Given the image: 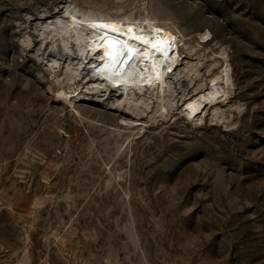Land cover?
<instances>
[{"label": "rangeland", "instance_id": "obj_1", "mask_svg": "<svg viewBox=\"0 0 264 264\" xmlns=\"http://www.w3.org/2000/svg\"><path fill=\"white\" fill-rule=\"evenodd\" d=\"M66 11L180 32L178 66L85 92L108 74ZM0 264H264V0H0Z\"/></svg>", "mask_w": 264, "mask_h": 264}, {"label": "bare ground", "instance_id": "obj_2", "mask_svg": "<svg viewBox=\"0 0 264 264\" xmlns=\"http://www.w3.org/2000/svg\"><path fill=\"white\" fill-rule=\"evenodd\" d=\"M66 17L65 21H58L56 26H59L62 29V34L69 33L71 38L78 44V47L81 51H86L87 48L90 51V54H95L100 52L99 58L103 62V67L99 69L100 73L103 70H106L107 59L104 56V53L107 52L105 45L100 47V42L95 39L96 31L91 29L89 25L93 23H108L116 25L121 32L126 35L120 36L119 39H127V29L132 28L134 34L138 36H144L146 38L152 39L154 37H162L159 47L161 49L168 50V57L165 58L162 53H157L154 49L149 48V58L147 60L141 61L140 58H137L133 61L136 64V68L128 67L126 70L120 72L119 75H114L111 72H106L107 80L117 79L120 76L124 75L126 79L133 81L139 85L145 86H162L164 85L166 77L173 72L178 66L180 60V43L181 36L177 31L163 26L159 23H156L152 20H138L134 18H129L126 16H106L103 14H92L88 12H77L71 11L65 12ZM160 29L159 33H156L154 30ZM64 32V33H63ZM116 34L114 33L113 36ZM208 33L203 32L201 38H206ZM174 38V39H173ZM166 41H172L173 46L169 49L167 48ZM69 43V42H68ZM66 43V44H68ZM130 44H135L142 51L145 46L139 41L129 39ZM104 56L103 59L101 57ZM159 63V75L154 69V65ZM47 66L52 73H55L58 62L56 60H51L47 62ZM171 68V71L168 69ZM170 72V73H168ZM97 81H94L91 85H87L83 91H92L95 94H101L100 87L101 85L106 86V82L101 83L102 79L105 78H96ZM151 81L150 83L148 81ZM99 81V82H98ZM110 83V82H109ZM111 84V83H110ZM113 85V84H111ZM118 85V84H116ZM123 85V83H119ZM231 85V75L230 68L226 64L222 69L215 75H213L207 82L206 88L199 91L193 96L187 98L180 106V111L183 116L190 122L195 124L202 123L207 109L217 103L220 100L225 99L228 96L229 88ZM138 86V85H137ZM115 88V87H114ZM117 89V88H116ZM140 89V88H139ZM63 90V89H62ZM121 90V89H120ZM123 91V90H121ZM61 93L65 95L63 90ZM82 93V92H81ZM59 94V93H58ZM61 95V94H59ZM162 108V107H161Z\"/></svg>", "mask_w": 264, "mask_h": 264}, {"label": "snow or ice", "instance_id": "obj_3", "mask_svg": "<svg viewBox=\"0 0 264 264\" xmlns=\"http://www.w3.org/2000/svg\"><path fill=\"white\" fill-rule=\"evenodd\" d=\"M91 29L96 31L95 39L100 42V47L103 45H107L110 48L109 52L104 53V56H107L111 64L106 65V67L118 68L119 71L116 72L117 75L120 74V71H123L124 66H129L130 68H136V64L133 61L137 58H140L143 62L149 58V48L154 49L157 53H162V55L167 58L168 50L161 49L159 44L162 37H154L152 39L146 38L144 36H138L134 34V30L132 28L127 29V39H119L120 36L126 35L121 32L120 29L114 24L108 23H93L89 25ZM156 33H159L161 30H154ZM109 33H115V36H110ZM129 39L139 41L142 43L145 48L142 51L135 44H130ZM174 39V38H173ZM167 48H171L173 46L172 41H166ZM101 57V59L104 58ZM154 69L157 71V75H159V63L154 65ZM171 71V68L168 69ZM151 82L150 80L148 81Z\"/></svg>", "mask_w": 264, "mask_h": 264}, {"label": "water", "instance_id": "obj_4", "mask_svg": "<svg viewBox=\"0 0 264 264\" xmlns=\"http://www.w3.org/2000/svg\"><path fill=\"white\" fill-rule=\"evenodd\" d=\"M113 34H114V33H109L110 36H113ZM105 47H106V49H107V52H109V51H110V48H109L106 44H105ZM105 58L107 59V65H110V64H111L110 59H109L107 56H105ZM85 64H86V63H85ZM128 67H129V66H127V65L124 66V69H123V70H126ZM117 71H119L118 68H111V67H107V68H106V72H111V73H113L114 75H116V72H117ZM120 72H121V71H120ZM168 73H170V72H168ZM94 81H97V79L95 78ZM98 82H99V81H98ZM105 82L107 83L106 86L101 85V87H100L101 95H105V92H106V88H107V87H108V88H111V89H116V88H114V87L108 82L107 79H102L100 84H103V83H105ZM92 83H94V82H92Z\"/></svg>", "mask_w": 264, "mask_h": 264}]
</instances>
